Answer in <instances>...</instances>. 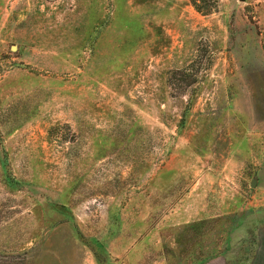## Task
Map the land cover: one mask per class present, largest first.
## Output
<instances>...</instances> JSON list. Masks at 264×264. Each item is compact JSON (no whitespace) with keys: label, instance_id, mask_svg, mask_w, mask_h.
<instances>
[{"label":"rangeland","instance_id":"rangeland-1","mask_svg":"<svg viewBox=\"0 0 264 264\" xmlns=\"http://www.w3.org/2000/svg\"><path fill=\"white\" fill-rule=\"evenodd\" d=\"M261 236L264 0H0V264H254Z\"/></svg>","mask_w":264,"mask_h":264},{"label":"crops","instance_id":"crops-1","mask_svg":"<svg viewBox=\"0 0 264 264\" xmlns=\"http://www.w3.org/2000/svg\"><path fill=\"white\" fill-rule=\"evenodd\" d=\"M260 240H264V237L261 236ZM262 243V247H260V250L257 252L258 255L256 256V261L254 264H264V241Z\"/></svg>","mask_w":264,"mask_h":264},{"label":"water","instance_id":"water-1","mask_svg":"<svg viewBox=\"0 0 264 264\" xmlns=\"http://www.w3.org/2000/svg\"><path fill=\"white\" fill-rule=\"evenodd\" d=\"M252 186H254V184Z\"/></svg>","mask_w":264,"mask_h":264}]
</instances>
